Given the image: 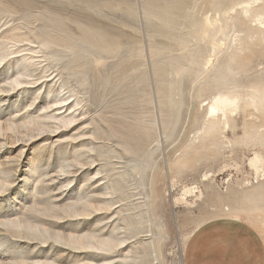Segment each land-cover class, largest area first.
Returning a JSON list of instances; mask_svg holds the SVG:
<instances>
[{"label":"rangeland","instance_id":"obj_1","mask_svg":"<svg viewBox=\"0 0 264 264\" xmlns=\"http://www.w3.org/2000/svg\"><path fill=\"white\" fill-rule=\"evenodd\" d=\"M220 217L264 241V0H0V264H184Z\"/></svg>","mask_w":264,"mask_h":264},{"label":"crops","instance_id":"obj_2","mask_svg":"<svg viewBox=\"0 0 264 264\" xmlns=\"http://www.w3.org/2000/svg\"><path fill=\"white\" fill-rule=\"evenodd\" d=\"M184 264H264V241L248 222L220 217L201 224L189 237Z\"/></svg>","mask_w":264,"mask_h":264},{"label":"bare ground","instance_id":"obj_3","mask_svg":"<svg viewBox=\"0 0 264 264\" xmlns=\"http://www.w3.org/2000/svg\"><path fill=\"white\" fill-rule=\"evenodd\" d=\"M155 5L157 6V8L160 7V3H159V2H155ZM233 102H234V99H232V98H229V97H227V96H218V97H216V98L213 100V102H212V104H211L210 107H212L213 109H214V108L225 109V107H226L227 105H229V104H233ZM225 111H226V110H225ZM224 117H225V116H224Z\"/></svg>","mask_w":264,"mask_h":264}]
</instances>
